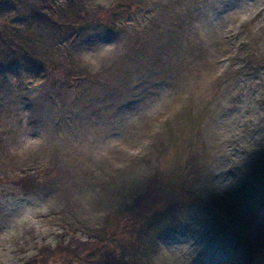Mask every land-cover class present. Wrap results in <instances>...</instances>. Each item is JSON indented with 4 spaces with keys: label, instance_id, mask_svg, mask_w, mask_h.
<instances>
[{
    "label": "rangeland",
    "instance_id": "rangeland-1",
    "mask_svg": "<svg viewBox=\"0 0 264 264\" xmlns=\"http://www.w3.org/2000/svg\"><path fill=\"white\" fill-rule=\"evenodd\" d=\"M27 1L0 0L45 62L0 55V264L86 259L115 219L104 264H264V205L216 209L264 161V0ZM56 3L130 10L67 32Z\"/></svg>",
    "mask_w": 264,
    "mask_h": 264
},
{
    "label": "trees",
    "instance_id": "trees-1",
    "mask_svg": "<svg viewBox=\"0 0 264 264\" xmlns=\"http://www.w3.org/2000/svg\"><path fill=\"white\" fill-rule=\"evenodd\" d=\"M24 2H28L27 0H22ZM28 4L31 6V3L28 2ZM34 7V6H31ZM55 8L59 15L57 16L59 18L58 21H54L56 26L63 30V31H70L74 28H77L78 31L82 30L85 25H89L90 23L96 24L98 26H108L113 30H117L119 28L118 23L116 24L117 17L122 14V12H125L127 6L121 4L114 8H112L110 11H107V14H102L100 17H85L81 12H77L75 9H64L61 4L56 3ZM33 11H37L41 16L49 17L45 12H41L38 9L35 10L32 8ZM130 10V9H129ZM52 18V17H50ZM105 21L107 22L105 24ZM0 55L12 59H16L18 56H28L33 57L36 60V63L41 66H45V62L42 60L41 57L36 56L31 51H28L27 49L21 47L17 42H15L13 39L6 37L0 33ZM248 179L244 180V182L241 184V186L234 191H231L228 196L222 200L216 201L217 207L216 209L222 210V214L227 217V223L230 222V218L227 216L226 213L234 215L236 212L237 206H235L238 203H241L243 206H246L248 210H250L251 214L253 213V210L259 209L260 206L264 205V161L260 162L255 169L250 173V175L247 177ZM226 211V213L224 212ZM231 214V215H232ZM114 220V219H113ZM117 220V219H115ZM114 220L113 224L115 225L113 227L114 232H121L122 237L125 239L128 238V235H126V231L128 228L119 229L116 225V222ZM232 221V219H231ZM141 224L138 226L141 228ZM137 228V229H139ZM136 232V230H135ZM126 235V236H125ZM115 237L117 234L114 235ZM113 237V236H112ZM134 237V236H133ZM260 237V236H259ZM121 238L119 243L117 245H112L106 243L109 241V238H104L101 245L96 247L95 249L89 251L88 258H79L77 254H75V257H72V254L68 251H59L54 250L50 253L42 252L38 255L36 259L33 260V264H72V258H75L76 260L83 261L85 264H104L109 263L110 258L108 253L109 251L114 252V254H117L126 244V239L124 240ZM264 238V235L261 237ZM251 247L258 251L264 250V239L261 240L260 238L258 241L254 242V245L252 244ZM54 252V254H53ZM60 252V253H59ZM72 261H71V260Z\"/></svg>",
    "mask_w": 264,
    "mask_h": 264
},
{
    "label": "snow or ice",
    "instance_id": "snow-or-ice-1",
    "mask_svg": "<svg viewBox=\"0 0 264 264\" xmlns=\"http://www.w3.org/2000/svg\"><path fill=\"white\" fill-rule=\"evenodd\" d=\"M12 213L9 210L7 213L5 212V207L3 204V199L0 198V231H3L5 227H7V219L6 215L10 216Z\"/></svg>",
    "mask_w": 264,
    "mask_h": 264
}]
</instances>
